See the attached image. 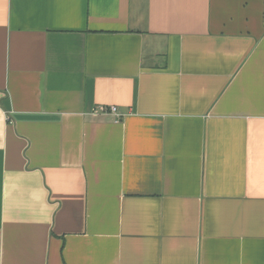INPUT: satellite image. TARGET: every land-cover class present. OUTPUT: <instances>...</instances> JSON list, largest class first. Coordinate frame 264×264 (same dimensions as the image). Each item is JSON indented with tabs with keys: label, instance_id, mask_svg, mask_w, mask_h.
Wrapping results in <instances>:
<instances>
[{
	"label": "crops",
	"instance_id": "0c3cea01",
	"mask_svg": "<svg viewBox=\"0 0 264 264\" xmlns=\"http://www.w3.org/2000/svg\"><path fill=\"white\" fill-rule=\"evenodd\" d=\"M0 264H264V0H0Z\"/></svg>",
	"mask_w": 264,
	"mask_h": 264
},
{
	"label": "built area",
	"instance_id": "2783aa9c",
	"mask_svg": "<svg viewBox=\"0 0 264 264\" xmlns=\"http://www.w3.org/2000/svg\"><path fill=\"white\" fill-rule=\"evenodd\" d=\"M101 111H102L103 113H110V114H113V115H115L116 117L119 116V114H118V112H117V107L114 106V105L101 107Z\"/></svg>",
	"mask_w": 264,
	"mask_h": 264
}]
</instances>
